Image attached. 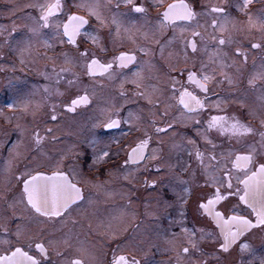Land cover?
Returning <instances> with one entry per match:
<instances>
[{"label": "flooded vegetation", "instance_id": "flooded-vegetation-1", "mask_svg": "<svg viewBox=\"0 0 264 264\" xmlns=\"http://www.w3.org/2000/svg\"><path fill=\"white\" fill-rule=\"evenodd\" d=\"M35 2L37 0H0V27L6 29L7 33L14 26L17 30H22L25 24L32 23L28 16H38L39 13L36 9L24 6ZM62 2L64 8L63 14L59 17L60 21H66L67 16L71 14L86 15L85 11L75 6L80 0H62ZM98 2L107 22H100L89 17V29L98 35L100 43L93 45L89 41L81 44L80 47L87 48L89 54L95 53L96 58L102 63L119 56L121 52L134 54L136 56L134 64L124 69L113 68L115 80L99 76L89 77L84 66L85 61L79 58L77 48L68 43L60 44L59 38L55 36V28L44 30L53 43V47L46 50V58L32 62V57L26 53L25 63L21 64L19 56L9 52L7 46L0 48V110L6 111L9 129L7 135L0 136V193H5L0 197V225L3 226L0 227V241L7 239L12 247L22 246L29 251L28 246L33 240L47 244L48 240L60 241L65 236L71 235L74 246L72 249L63 246L48 248L51 264H65L68 258L66 254L73 253L74 248L79 246L78 242H83L90 249L95 256L96 264H111L113 250H116L117 254H121V250L124 254H128L132 246L143 248L148 253L147 259L152 264H175L177 253L184 247H188L190 252L183 258L182 264H224L225 259L233 258L236 259V264H239L238 249L236 251L230 249L229 253H223L218 259L216 258L219 245L214 244V239L218 237L219 230L215 229V224L210 218L196 212L197 198L213 189L202 187L205 183L204 170L200 167V162L196 160L195 152L198 148L204 154L206 164L209 163L207 158L212 154L217 157L216 161L211 162L212 164H216L217 161L223 164L224 161L220 159L222 153L227 155L229 152H246L248 146L252 144H256L259 148V133L264 132V127H261L258 118L261 111L259 108L261 93L258 89L249 88L247 80L254 66L258 68L264 61V49L251 48L253 42L264 43V32L258 28L249 27L248 16L238 7L242 4V0H185L197 16L191 22L177 21L176 27H162L156 19L168 4L176 0H162L158 8L153 6L154 0H133L134 3L145 7V13H132L131 6H125L123 0H98ZM117 3H120L119 8L116 7ZM14 6L19 8L13 15ZM213 6L228 10L229 20L223 33L219 29L214 31L211 26L212 19L216 15L209 11ZM262 9H264V0H255L249 6L248 12L255 15ZM114 14L121 21L119 33L116 25L111 23ZM182 26L187 28L183 33ZM126 28L128 31H125ZM192 31H198L201 34L195 37L197 43L195 52L191 48H185V42L193 39ZM143 32L149 33V40L154 37L159 43L146 41L143 38ZM221 35L225 39L232 40L231 44L223 46L221 58L232 65L227 71L238 80L235 85H229L226 81L219 84L215 82L222 77L219 75L218 65L210 61V56L215 58L216 49V44L211 37ZM77 39L82 40L83 37ZM170 40L172 42L168 43ZM141 44L149 49L148 54L138 51V45ZM101 47L104 48L103 51ZM237 47L242 53H247L246 62L243 55L236 58ZM44 51L41 49V52ZM64 53L76 57V63L72 66L64 64ZM234 59H236L235 64H233ZM202 64L208 67L210 73L213 69H217L215 80L208 85L210 91L207 94V106L203 111L194 114L192 120L180 123V113L175 107L176 101L170 97V77L175 76L182 82L186 81L187 71L198 72ZM69 67L71 71L60 72L61 68ZM137 71L140 73L141 88L139 89L131 83L134 79L133 73ZM181 71L184 72L183 77L180 76ZM57 74L62 77L58 82ZM8 77H20L26 80L28 82L26 91L36 93L31 97L34 104L40 105L35 117L31 115V110L25 114L20 109L9 110L5 106V102L12 99L3 87ZM125 78L128 82L124 83V96H121L119 85ZM69 80H73L74 83L70 85ZM257 83L264 87V82ZM45 86L49 89L48 93L44 90ZM145 86H155L158 90L153 99L159 98V107L154 108L147 100L134 94L144 90ZM57 90L62 95H58ZM85 90L88 91L93 106H105L107 102L114 103L117 108L123 105L122 115L126 116L129 111H132L140 119L134 120L132 126L122 124L121 129L112 131L111 135L120 143L111 145L113 153L111 160L92 165L91 149L81 146L77 151L84 153L82 159L86 163L79 165L78 160L73 156H69L64 161L65 165L73 164L83 168V175L89 183L81 184L80 187L86 199L80 208L72 211L71 215L37 224L28 218L24 204L18 202L20 192L13 176L23 171L25 165H29V160L33 156V152L29 150L33 131L38 130L41 135H44L48 128H52L56 140H53L51 135L47 136L42 144L43 155L36 153L37 159L32 160L29 166H34L48 156L59 157L61 150L70 143H79L75 133L82 131L89 123V118L99 113H94L93 108H78L76 113H64L63 103L70 102L77 94L83 95ZM148 91H151V88H148ZM217 101H220L219 106L214 107ZM166 104H171L173 107L168 108V115L161 119L159 113L163 112ZM53 105L56 106L59 114L57 122L50 119ZM250 108L257 111V118L248 115ZM149 109H153L157 116L154 117ZM214 115L226 116L229 119L235 117L241 123L252 127L254 133L239 138H229L220 136L213 130L207 133L213 143H205L195 129L206 128L207 121ZM174 118L177 122L173 124V128L177 134L173 135L170 130L168 135L161 134L158 141L152 127L153 120L157 125L163 126L165 121L171 122ZM196 119L200 120L199 125L195 124ZM17 125L24 128L23 135L20 134ZM145 130L151 136L147 154L150 155L153 148H159L160 155L165 161V167L161 173H157L154 167L160 161H145V165H152V167L141 165L137 168L136 165L124 164L127 159L126 153L139 142V139L144 138ZM122 132L127 134L124 135ZM185 137L193 138L195 144H189ZM174 144L180 147L173 148ZM213 144L216 145L215 148ZM117 152L119 155H116ZM189 152L192 154L189 155ZM17 153L20 155L18 156ZM25 156L28 159H24ZM232 158L234 159V155ZM89 165H92L91 170ZM168 165L172 166L171 169ZM230 166V164L227 165V167ZM125 173H131L128 179L124 178ZM153 180L157 182L156 186L150 187L149 184ZM180 181H187V184H180ZM169 184L175 186V190L169 187ZM233 184L235 185V180ZM185 187L189 189V194L184 197L186 202H183L178 197L184 196L183 188ZM221 191L224 189L222 188ZM229 199L234 205L237 198ZM9 204H13L14 207H9ZM216 207L218 211H224L222 204ZM239 208H243V205ZM242 214L247 215L248 210ZM89 220L93 224L91 229L88 227ZM101 221L111 224L109 234L106 236L99 234L96 230V225ZM18 223L21 224L22 229L19 239L14 234ZM182 228H187L190 233H194L196 249L192 248L189 234L182 231ZM201 229L204 230L205 235L211 232L213 240L201 239ZM40 233L43 235H39ZM251 243L256 249L257 257L264 255V247L260 246L258 239H253ZM9 246V244L0 243V254H3ZM56 251H60L61 256L58 257ZM30 254L38 255L34 245ZM138 258L143 260V254L138 255Z\"/></svg>", "mask_w": 264, "mask_h": 264}, {"label": "snow or ice", "instance_id": "snow-or-ice-1", "mask_svg": "<svg viewBox=\"0 0 264 264\" xmlns=\"http://www.w3.org/2000/svg\"><path fill=\"white\" fill-rule=\"evenodd\" d=\"M255 0H242V4L239 5V10L244 12L248 16V25L250 28H258L261 32H264V9L259 13L253 15L248 12L249 6L253 4ZM125 6H131L130 11L132 13H145L146 9L142 4H136L133 0H123ZM162 0H154L153 6L160 7ZM77 8L86 12V15L71 14L67 16L66 21H60L59 17L63 14L64 4L62 0H44L40 2L37 0L35 3H30L24 7L36 9L39 13L38 16H28V19L32 20V23L25 24L22 30H17L14 26L10 32L6 33V29L0 27V48L7 46L9 52L15 53L19 56L21 64L25 63V54L27 53L32 57V62L39 59L46 58V50L53 47L52 40L48 38V33L44 30L55 28V36L59 38V43H68L69 45L77 48L79 58L85 61V67L89 77H106L110 80H115L116 76L113 73V68H128L130 64L136 62V56L132 53L121 52L119 56L114 57L112 60L102 63L96 58L95 53L89 54L87 48L81 49V44H86L89 41L93 45H99L98 35L89 29V17L95 18L100 22H107L103 17L101 11V5L98 0H80L75 5ZM116 7H120V3L116 4ZM19 6H14L13 15ZM211 13L216 14L212 19V28L215 31L219 29L221 33L226 30L229 16L228 10L223 7H211L209 10ZM197 16L189 4L185 3V0H176L171 4H168L167 8L159 14L156 18L158 23L162 27H176L177 21L191 22ZM111 23L116 25L117 32L121 27V21L117 19L114 14L111 18ZM62 24V28H61ZM186 27H181V32L186 31ZM125 31H128L126 28ZM139 31V30H138ZM143 38L149 42L159 43L154 37L149 40V33L143 32ZM201 34L198 31H192L193 39L185 42V48H191L193 52L197 50V43L195 37H199ZM78 37H83L82 40H78ZM212 40L216 44L214 57L210 56L212 64L218 65L219 75L221 80L215 81L217 84L226 81L229 85H235L238 80L233 74H230L227 69L232 67L221 58L222 48L226 44H231V38L225 39L223 35L220 37L212 36ZM175 39V37H173ZM172 41H168L171 43ZM163 50V46H161ZM252 49H264V43H251ZM41 49L45 50L41 52ZM35 50V54H34ZM103 51L104 48L101 47ZM138 51L148 54L149 49L144 45H138ZM227 55V53H223ZM243 55L244 61H247V53H242L240 48L237 47L235 56L236 58ZM64 64L72 66L76 63L77 58L71 57L67 53L63 54ZM236 63V59L233 60V64ZM14 70V68H13ZM175 70V69H174ZM54 71V70H53ZM71 71L69 68H61L60 72L64 73ZM217 69H213L210 73L206 65H201L199 71H187L186 81H181L177 77H170L171 80V99L176 101L175 107L180 113V123H184L185 120H192L194 114H198L203 111L208 103L207 94L210 91L208 85L215 80V73ZM180 76H184V72H180ZM47 78V74L45 73ZM134 79L131 83L135 84L139 89L141 88L140 73L139 71L133 73ZM57 82L59 81L60 74H57ZM18 81V82H16ZM264 82V61L261 62L259 67L254 66V70L249 75L247 85L251 89H258L261 93L260 99V113L259 119L261 127H264V87H261L257 82ZM128 82L127 79L120 81V95L124 96L123 86ZM71 85L73 80H69ZM28 82L20 77H8L6 83L3 85L6 92H8L12 99L5 102V106L9 110L20 109L21 112L28 114L31 110V115L35 117L36 112L40 105L34 104L31 99L35 92H28ZM179 85V87H177ZM151 88V91H148ZM45 92L48 93L49 89L45 86ZM158 90L155 86H145L144 90L134 93L141 98L147 100L153 107H159L160 101L156 96ZM58 95H62L57 90ZM203 94V95H200ZM46 99V97H45ZM114 99V98H113ZM239 102V98H236ZM220 101H217L213 106L218 107ZM173 107L171 104L164 105L163 112L159 113L161 119L168 115V108ZM78 108L89 109L93 108L94 113L98 112V115H93L89 118V123L84 126L82 131L75 133L79 143H70L65 149L61 150L59 157L48 156L45 159L38 161L34 166L31 165L32 160H36V153L42 152L43 141L47 136L51 135L53 140H56L53 134L52 128H48L44 135H41L38 130L31 133L32 143L29 145V150L33 152L29 165H25L23 171H19L18 174L13 176L16 181L20 196L19 203L24 204L26 212H28V218L33 220L37 224H43L47 221L55 220L56 218H63L71 215L75 208H80L83 205L86 197L80 187L81 184H88L89 181L83 175V168L73 164L65 165L64 161L69 157H75L79 165L86 163L82 159L84 153L77 151L81 146H86L91 149L92 152V165L105 163L111 160L113 155L111 151L112 144H119L114 136L111 135L115 129H121L122 124H128L132 126L134 120H139L132 111L128 114L122 115L121 105L119 108L114 103L107 102L105 106L92 105V100L87 90L83 95L77 94L75 98H72L70 102L63 103L64 113H76ZM152 115L155 117L157 113L153 109H149ZM2 114V113H0ZM58 113L56 106L53 105L50 119L53 122L58 121ZM243 115V113H242ZM248 115L253 118H257V111L249 109ZM177 120L174 118L171 122L165 121L163 126L157 125L155 120L152 122V127L155 130V135L159 141L160 135H168L171 130L173 135L177 132L173 128V124ZM195 124L199 125L200 120L196 119ZM17 129L20 134H24V128L17 125ZM217 131L220 136L243 137L254 133V129L246 124H243L235 117L229 119L226 116L214 115L207 121V127L201 129L197 127L195 129L197 135L205 142L212 144V140L208 137L207 133L210 131ZM126 135L127 133L122 132ZM260 140L258 141L259 148L256 144L248 146L246 152H229L227 155L221 154V160L224 161L221 164L217 161L216 164H212V161H216L215 154L210 155L207 159L209 163H205V156L197 148L195 152V158L200 162V167L204 170L205 183L202 186L206 189H213L206 195H201L197 198L196 212L203 214L211 219L215 224V229L219 230V235L214 239V244L219 245L217 253V259L223 253H229L232 249L239 252V264H264V255L256 256V249L253 247L251 241L258 239L260 246L264 247V132L259 133ZM189 144H195V140L191 137H185ZM151 136L145 130L144 138L139 139V142L126 153L127 159L124 161L125 165H136L139 168L141 165H145V161H160L156 164L155 170L157 173H161L165 167V161L160 155L159 148H153L151 154H147L146 150L149 148ZM213 144V148H215ZM127 147V146H125ZM180 145H173V148H178ZM192 153L189 152V155ZM19 156L20 154L17 153ZM116 155H119L117 152ZM234 155V159L232 158ZM28 159L27 156L23 157ZM230 164V167L227 165ZM92 165H89L91 170ZM145 167H152V165H145ZM171 165L168 168L171 169ZM43 168L44 171L38 169ZM66 169V170H65ZM219 173V174H217ZM131 173H125L124 178L128 179ZM178 179V178H177ZM235 180V185L233 184ZM156 181L153 180L149 184L150 187L156 186ZM180 184H187V181H180ZM100 187V185H95ZM169 187L175 190V186L169 184ZM224 191H221V189ZM235 188V191H233ZM184 196L178 197L183 202L185 196L189 194L187 187L183 188ZM5 193H0V197ZM15 198V194H13ZM230 197H236L235 204L229 199ZM226 202V203H225ZM223 205L224 211H218L217 205ZM229 205H233L229 207ZM243 205V208H239ZM9 207H14L13 204H9ZM239 208V212L237 209ZM245 210H248V214H242ZM183 215V213H182ZM43 218V219H41ZM75 223V222H74ZM0 227H3L0 225ZM88 227L91 229L93 224L89 220ZM101 229L103 231H101ZM111 229L110 223L101 221L96 225V230L101 235H108ZM7 231L6 228H4ZM258 230V231H255ZM186 234H189V241L193 249L197 248V243L194 239V233H190L187 228H182ZM214 231V230H213ZM201 239L213 240L212 233L209 232L206 235L204 230L201 229ZM17 239L22 235L21 224H17L16 232L14 233ZM39 235H43L40 233ZM115 235V233H111ZM244 239H241V238ZM0 243L9 244L3 254H0V264H51L48 248L50 246L56 248L63 246L65 248L72 249L73 243L71 235L65 236L60 241L48 240L47 244L44 242L33 240L29 244V251H26L22 246H11V242L7 239L0 241ZM79 246L74 248L73 253H67V259L65 264H96L95 256L90 249L84 245L83 242H78ZM35 247L38 255L30 254L31 248ZM235 246V248H233ZM155 247V245H153ZM190 252L188 247H184L181 252L176 255L175 264H182L183 258ZM60 251H56V255L61 256ZM143 254L144 259L138 258V255ZM247 254V258H245ZM148 253L143 248L132 246L131 251L128 254H124L121 250V254H117L116 250H113L111 264H152L147 259ZM224 264H236V259L224 260Z\"/></svg>", "mask_w": 264, "mask_h": 264}, {"label": "rangeland", "instance_id": "rangeland-1", "mask_svg": "<svg viewBox=\"0 0 264 264\" xmlns=\"http://www.w3.org/2000/svg\"><path fill=\"white\" fill-rule=\"evenodd\" d=\"M0 67H1V65H0ZM3 67H5V65H3ZM0 113H2V114H0V118H1L0 119V136H5L9 132L8 131L9 129H8V126H7L8 121L6 120L7 119L6 111L5 110L4 111L0 110ZM13 148H11V149H13Z\"/></svg>", "mask_w": 264, "mask_h": 264}]
</instances>
